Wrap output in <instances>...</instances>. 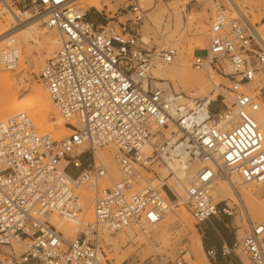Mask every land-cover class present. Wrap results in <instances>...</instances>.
Masks as SVG:
<instances>
[{
  "label": "built area",
  "instance_id": "1",
  "mask_svg": "<svg viewBox=\"0 0 264 264\" xmlns=\"http://www.w3.org/2000/svg\"><path fill=\"white\" fill-rule=\"evenodd\" d=\"M195 1L208 6L207 43L191 60L210 79L201 94L176 91L169 79L153 75L157 64L175 61L177 50L144 40L138 26L145 11L134 0L127 5L130 24L119 31L89 20L70 0L15 2L32 7L58 33V49L38 78L71 132L58 139L40 133L26 111L0 120V264H108L104 235L145 232L171 209L165 180L144 175H156L158 167L175 179L199 164L182 201L200 236L211 218L234 213L225 200L216 201L219 181L236 195L233 176L242 184L264 183L258 96L241 89L262 83L264 95V32L235 0ZM0 4L10 9L7 0ZM17 26L0 17V70L17 66ZM211 71L225 82H215ZM104 147L113 149L117 179L95 155ZM84 186L93 191L92 220ZM52 216L72 221L73 235ZM243 218V236L234 232L230 244L202 246L199 264H264V218ZM185 245L179 241L175 257L161 264H189Z\"/></svg>",
  "mask_w": 264,
  "mask_h": 264
},
{
  "label": "rangeland",
  "instance_id": "2",
  "mask_svg": "<svg viewBox=\"0 0 264 264\" xmlns=\"http://www.w3.org/2000/svg\"><path fill=\"white\" fill-rule=\"evenodd\" d=\"M16 1L17 0H7V2L10 3L13 7ZM130 1L131 0H95V1L77 0L75 3H72V5L75 8L81 10L82 12H85L86 17L89 20L95 21L98 24L111 25L117 31H119V26L121 24H124L128 27L133 17L132 13L129 11V8L127 6ZM134 1H136L140 5V7L145 11L146 18L144 19L143 23H141L138 26L141 36L144 38V40L148 42L149 45L155 44L157 47H174L177 50V54H178L174 62L178 63L181 56H185L190 51L193 52L195 50L194 41L198 37L195 31L197 25H199V42L203 43V48H199V50L204 49V47L206 46L207 18H208L207 7L208 6L205 1L199 2L195 0H186L187 1L186 3L184 2L185 0H145L143 2L140 0H134ZM235 1L241 4V8H243L244 10H247L251 18V21L258 25L259 31L264 32V0H235ZM103 2H107V5H102ZM157 6H160V7H157ZM154 7H156L159 10V13L161 14L162 23L160 22L159 26L158 24L157 25L154 24L148 18V14H149L148 12L154 9ZM161 9H163V11ZM20 10H23V9H20ZM26 10H28V12L31 15L36 17L37 18L36 20H38L36 35L35 33H33L35 40L34 39L28 40L27 44L24 42L21 43L19 40H17L18 42L17 44L19 47V54H22L21 61L18 60L17 66L13 70H0V74L3 72H8L11 78H13V80L15 79L14 81L16 83V86H18L17 90L23 96L26 94H30V87L34 83L39 84L42 87H44L41 84L38 78V75L40 73L41 68L45 64V62L54 56L59 46V41H58L59 38H58L57 31L52 30V29H46L44 27L43 20L41 19V17H39L38 14H36V12L34 11L32 7H28L26 8ZM176 11L181 17L179 24H177L178 26L174 25L176 23L173 22L175 21L174 18H175ZM189 15L192 17V19H189ZM0 17L4 21H7L5 19V10H3V6L1 4H0ZM47 34H54L55 37L57 38V47L53 51V53L50 55L46 54V50L43 46V37H44L43 35H47ZM194 54H196V52L192 53V55L189 56V60H188L190 61L189 64L191 68H193L191 65V60ZM34 61H36L37 63L39 62L38 64H40L36 72L31 71ZM19 64H21V66ZM193 71L196 73H199V75L205 81H207L206 88L204 90L206 91V89H208L210 85L208 81L209 79L208 75L204 71L197 70L194 68L193 70L191 69V71L189 72L192 73ZM211 77L215 82H225L224 79L217 76L212 71H211ZM170 81L172 82L173 87L176 91L188 93V91L190 90L189 88L187 89L182 88V86L177 81H172V80ZM255 84L256 83L251 84L247 88L242 87L241 89L243 91L252 92ZM259 89L260 87L258 88L257 92L260 94ZM260 96H262L263 98L264 95L260 94ZM263 102H264V98H263ZM27 113L32 119L31 114L28 111ZM46 120H47L46 121L47 123H56V118L54 117L52 113L47 116ZM32 121L40 133L49 134L52 138L58 139L71 132L70 127L67 126L64 123V121L61 120V118H60V121L63 122V125L66 126L69 131L67 134H64L61 136H56L54 134L56 137L53 135L52 132L56 133L57 129L56 131L55 130H52V131L43 130L44 129L43 127H38L33 119ZM105 152L113 154V149L111 147H104V148H100L96 150V154L99 157L101 156L102 153H105ZM158 168L154 169L155 172L157 171ZM144 175L152 178V180H154L155 178H158L157 172H156V175L151 174V173H144ZM153 176H156V177L154 178ZM168 177L171 178L170 176L167 175V177L164 180H166ZM103 183H107V180H103ZM87 188L90 189L88 186L82 187L81 192L83 190H86ZM236 189L241 194L246 193V194H249L250 196H255L257 199H252L253 203H258L259 200L261 202H264V183L262 184H254V183L240 184L238 183L236 185ZM183 195H184V191H183ZM219 198L220 196L217 197L216 201L219 200ZM88 199L90 198H87L86 203H89ZM181 206L185 208V211H187V214L189 215L191 219L192 224L190 228L188 226H183V223L179 222L180 220L179 217L175 215L174 221H172L170 224L167 225L169 233H168L166 244H164L160 238L155 236V230L157 228L149 227L146 229L147 230L146 232L149 231L148 236H149V240L151 244L153 245V248L150 246L149 241H147V239L143 236L144 232L137 231L143 237L139 239H135L134 237L132 239H128L124 243L119 242L118 243L119 249H118L117 255H114V250L112 249V245L105 243V240H104L105 235H104L102 237L103 238L102 244H103V251H104L103 260H105L108 264H161L162 262H166L168 259H173L175 257L176 255L175 249L177 247L178 242L181 241L182 243L186 244L185 246L187 248L186 250H188V253L184 255L183 258L186 259L189 264H199L205 261L202 249L195 250L192 246L193 234L194 233L199 234V231H197V229L194 227V221L191 218L182 199L176 206L171 207L170 212H172L173 214H176L174 208L179 209ZM231 207L236 209V213H233L232 216H229V217L223 215V218L224 220L228 221V223L231 222V225L233 223L234 228L233 226L231 227L230 224H228V231H229L228 233L230 237L234 238L233 233L235 232V235H236L235 237L237 239H240L244 234L243 231L246 229V225L244 223V220L241 219L242 212L239 206L236 205V203H233ZM86 217L90 220V211L88 214H86ZM250 218L254 223H257L264 218V214L262 213L251 214ZM241 220H242V224H241ZM70 222L73 224L72 221ZM186 227H188V229H186ZM240 229L242 230L240 231ZM65 235L67 234L65 233ZM72 235H73V232L71 235H67V236L71 237ZM112 236L117 237V233L112 234ZM15 247L17 248L18 245H16ZM128 250L132 251L128 255V257L124 259L121 263H116V258L122 255L123 252H127Z\"/></svg>",
  "mask_w": 264,
  "mask_h": 264
},
{
  "label": "bare ground",
  "instance_id": "3",
  "mask_svg": "<svg viewBox=\"0 0 264 264\" xmlns=\"http://www.w3.org/2000/svg\"><path fill=\"white\" fill-rule=\"evenodd\" d=\"M72 3H75L77 0H70ZM95 1V0H91ZM140 1H145V0H140ZM185 3L187 2L186 0L184 1ZM8 5H10V9L8 7L4 8L5 10V19L8 22H15L17 23V27L13 29L14 33V38L17 42L19 40L21 43H26L28 40L34 39L35 37L33 33L36 35V29L38 25V20L37 18L31 15L28 10H20V8L13 7L10 3L7 2ZM101 4V3H100ZM102 5H107V2H103ZM102 7V6H101ZM160 7V6H157ZM2 8V7H1ZM256 8V7H255ZM182 9V8H181ZM244 10L243 8H241ZM163 11V9H161ZM2 11V10H1ZM148 18L150 21H152L154 24L160 25L161 22V14L159 13V10L154 7V9L150 10L148 12ZM162 13V12H161ZM41 17V16H39ZM181 17L179 16L178 12L176 11L175 13V22L177 25L180 22ZM189 19H192V17L189 15ZM162 23V22H161ZM178 26V25H177ZM176 26V27H177ZM198 37L194 41L195 45V50L193 52L190 51L187 55L181 56L180 60L178 63L172 62L171 64L168 65H159L157 64L153 70L152 73L153 75L158 78V79H170L172 81H177L182 88L187 89L189 88L190 90H194L197 94H201L205 88L207 81H205L199 73L196 72H189L191 68L189 62V56L192 55V53H197L199 51V48H203V43L199 42V25H197L195 29ZM41 32V30H40ZM43 33V32H42ZM40 35V33H39ZM43 46L46 50V54L50 55L53 53V51L57 47V38L55 37L54 34H47L43 35ZM17 38V39H16ZM19 42V44H20ZM18 43V42H17ZM42 45V44H41ZM31 54V53H30ZM21 55L19 54V60L21 61ZM23 59V58H22ZM36 60V59H35ZM41 60V59H40ZM22 63V62H20ZM39 63V62H38ZM36 61L33 62V67L32 70L33 72H36L37 69L39 68L40 64H38ZM25 64V63H24ZM21 66V64H19ZM25 66V65H23ZM22 68V67H20ZM42 69V68H41ZM41 71V70H40ZM15 80V79H14ZM11 78L10 74L8 72H3L0 74V120H4L10 117H13L16 113L20 111H28L31 114L32 119L34 122L37 124L38 127H43V130L47 131H52L57 129L56 133L52 132L53 135L55 134L56 136H61L64 134L68 133V128L63 125V122L60 121V116L57 113V110L52 103L46 89L42 87L39 84H32L30 87V94L26 95H21L19 91L17 90L16 83ZM210 79H208L209 81ZM176 84V83H174ZM262 86V83H256L253 90H252V95L258 96V103L260 105V111L257 114L258 119L263 122L261 123L262 126L264 127V102L262 96L257 92L258 88ZM252 87V86H251ZM182 90V89H181ZM260 90V89H259ZM53 114L54 117L56 118V123H47L46 119L49 114ZM60 117V118H59ZM61 120H63L61 118ZM64 121V120H63ZM33 122V121H32ZM65 123V121H64ZM66 124V123H65ZM67 125V124H66ZM68 126V125H67ZM69 134V133H68ZM54 135V136H55ZM53 136V137H54ZM55 136V137H56ZM78 153V152H76ZM96 157H98L100 160L105 162V165L108 168V172L110 174V177L113 179H117L119 177V173L117 171V168L115 166L114 160H113V154L111 153H102L101 156L99 157L97 154H95ZM198 163L194 162L189 164L184 171H179L176 174L175 179L174 178H167L164 182V186H166L170 193L174 196V200H170L167 193L165 192V197L167 200L172 204L171 207L176 206L180 200L182 199L183 191L185 186L188 184V182L191 180L195 170L198 167ZM157 177L160 179H165L167 177V171L159 167L157 169ZM154 178L156 176H153ZM153 178V179H154ZM152 179V178H151ZM233 182L236 185L240 183L237 179L236 176H233ZM242 184V183H240ZM250 184V183H249ZM236 187V186H235ZM236 189V188H235ZM237 191V189H236ZM247 192V191H246ZM82 195L85 196V204H86V214L89 213L90 211V220L93 219V208L90 203V201L87 202V198H90L93 195V191L91 189H86L83 190ZM215 195L220 196L219 201L226 200V204L229 205L230 207L232 206L233 203H236V205L239 206L241 210V215L243 218V213L246 215L251 214H257V213H262L264 214V202H261L259 199L258 203H253L252 199H257L255 196H250L249 194L246 193H239L237 191V195L235 191L225 182L220 181L219 184H216L215 187ZM89 200V199H88ZM234 201V202H232ZM261 202V203H260ZM233 208V207H231ZM175 209V213L173 214L170 212V210L167 212V214L164 216V218L155 224L153 226L156 227L155 229V236L160 238L164 244L167 243V237H168V224H170L172 221L175 219V215L179 217V222L183 223V226H188L189 228L191 227V219L189 215L187 214V211H185L184 207H180L179 209ZM234 213H236V209L233 208ZM89 217V216H88ZM246 217V216H245ZM50 221L53 222L59 229L63 230L67 235H71L73 230H74V225L67 219H58L56 216H52L50 218ZM164 221V222H163ZM245 223V221H244ZM242 224V220H241ZM246 225V223H245ZM186 227V229H188ZM242 229H240L241 231ZM144 232V237L149 241L150 246L153 248V245L151 244L148 236V232ZM137 232V229L134 228H127L123 231L117 232V237L112 236V234H106L104 236L105 243L112 245V249L114 250V255L118 254V243H124L128 239H132L135 237V239H139L143 237ZM192 246L195 250H201L202 249V243H201V236L198 233L193 234L192 238ZM131 250H128L127 252H123L122 255H120L118 258H116V263H121L124 259L128 257V255L131 253ZM203 252V251H202ZM156 253V252H155ZM187 254V253H186ZM185 254V255H186Z\"/></svg>",
  "mask_w": 264,
  "mask_h": 264
},
{
  "label": "crops",
  "instance_id": "4",
  "mask_svg": "<svg viewBox=\"0 0 264 264\" xmlns=\"http://www.w3.org/2000/svg\"><path fill=\"white\" fill-rule=\"evenodd\" d=\"M228 224L232 227L231 222L228 223V221L224 220L223 216L211 218L201 232L203 248H218L222 243L230 244L234 238H231L228 233Z\"/></svg>",
  "mask_w": 264,
  "mask_h": 264
},
{
  "label": "water",
  "instance_id": "5",
  "mask_svg": "<svg viewBox=\"0 0 264 264\" xmlns=\"http://www.w3.org/2000/svg\"><path fill=\"white\" fill-rule=\"evenodd\" d=\"M162 189L167 193L170 200H174V196L170 193L169 189L166 186H163Z\"/></svg>",
  "mask_w": 264,
  "mask_h": 264
}]
</instances>
